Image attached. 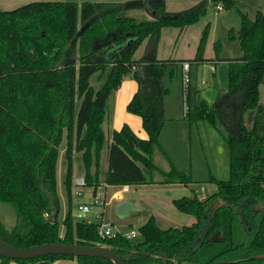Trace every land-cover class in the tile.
<instances>
[{
	"label": "trees",
	"instance_id": "obj_1",
	"mask_svg": "<svg viewBox=\"0 0 264 264\" xmlns=\"http://www.w3.org/2000/svg\"><path fill=\"white\" fill-rule=\"evenodd\" d=\"M211 2L226 8L236 0H203L196 6L170 13L165 0H152L151 17L138 18L131 9H143V0L77 3L38 0L13 10L0 8V201L14 206L18 219L8 228L0 220V239L15 247L62 242L106 245L125 264H264V11L254 18L240 11L241 26L230 29L243 54L230 59L227 97L220 92L211 106L197 85L191 62L186 93L190 123L210 120L230 150V176L217 179L218 190L202 200L197 195L173 200L178 210L196 221L182 227L161 228L151 216L140 228L143 239L134 243L120 233L102 238L96 222L75 220L71 204L63 219L57 191L60 145L66 140L65 186L73 197L74 154L81 153L88 184L100 181L102 150L108 142L103 128L109 96L123 77L133 72L138 89L127 105L137 114L148 137H139L127 123L114 130L108 143L104 182L137 185L148 182L143 165L153 174L154 160L166 149L160 135L166 122V78L181 71L186 59H157L161 30L185 28L203 16ZM209 24L192 61L202 62ZM148 40L152 59H136L135 51ZM219 46V43H216ZM191 61V60H188ZM143 66L142 74L137 69ZM106 75L96 89L90 78ZM80 101L78 107L77 103ZM255 110L253 124L245 114ZM161 170V184H188L190 174ZM94 168V174L92 169ZM78 264H115L105 256L49 254L10 258L0 264H52L56 259Z\"/></svg>",
	"mask_w": 264,
	"mask_h": 264
},
{
	"label": "rangeland",
	"instance_id": "obj_2",
	"mask_svg": "<svg viewBox=\"0 0 264 264\" xmlns=\"http://www.w3.org/2000/svg\"><path fill=\"white\" fill-rule=\"evenodd\" d=\"M34 1L38 0H0V8L2 10H13ZM67 1H74L81 4L84 1L123 2L133 0ZM201 1L203 0H165V7L170 13L181 12L196 6ZM143 2L145 3L143 9H131L130 14L138 18H145L148 15L151 17L152 0H143ZM238 9L247 13L251 18H254L257 11H264V0H236L235 6L231 8L224 6L219 8L216 3L211 2L207 12L197 22L185 28L166 26L161 30L156 51L158 59L166 60L196 57L203 31L206 25L209 24L207 40L204 46V56L209 59L194 65V68L197 71L198 88L202 96L213 106L216 104L220 92L224 93L223 98L227 97L226 92L229 87V58H237L243 54L240 41L229 37L230 29L238 30L241 26V16ZM149 11L150 13H148ZM182 29L185 30L181 33ZM147 42V39H144L135 51L134 57H142L144 55ZM217 42L219 43L218 47L216 46ZM215 66L217 69L216 74L213 72ZM105 77L106 75H103L102 78H99V74L96 73L90 78L91 84L98 89L105 80ZM166 86L168 87V92L165 95L167 105L165 106L166 126H164L166 132L164 135V145L166 147L164 145L163 147L166 149L174 166L191 175L192 182L183 184V186H175L172 189H170V186L159 183L160 180L164 179L161 170L168 171L171 168L170 160L161 153H157L154 157L159 169L153 174L143 165L148 182L129 186V190L123 191V197L121 199L112 198L105 208V218L115 231L117 229L123 232L130 230L136 231V236L130 239L134 243L140 242L143 239L139 228L151 216H155L159 226L164 229L171 226L182 227L193 224L196 221L195 216L178 210L171 201L172 198H180L183 196L193 197L197 195L200 199L204 200L218 190L217 183L210 179L212 176L221 180L228 179L230 176V150L226 139L219 130L220 125L216 127L208 119L200 120L198 123H190L184 116L183 94L185 92V86L181 71L171 77H167ZM136 87H138V83L133 76V72L127 73L123 77L119 87L110 94L106 110L109 111L110 108L112 109L111 101L114 100L113 94L116 90L122 89V91H130L133 94ZM259 91L261 103L264 105V84L260 85ZM128 103L121 106V109L124 111H120L119 114L126 112L128 115H131L130 117L132 119L129 120L130 123H132L131 120L136 121L134 117L139 119L140 125L134 126L133 128L135 131H139L138 128H141L140 134L143 136L147 132L141 123V117L128 111ZM77 105L79 107L80 101H78ZM254 112L255 110H249L245 114V124L248 127H251L253 124ZM111 133H113L112 130ZM65 151L66 140L64 138L60 145L57 162V191L61 200L59 214L61 233L64 231L62 222L70 204L72 217L75 220H79L77 203L79 200L87 199L91 190L90 187H86L84 197H81L74 193L75 187L73 185L72 190L74 194L70 202L64 181L66 173ZM107 161L108 157L105 151L103 162L100 165L99 178L101 180H103L107 170ZM84 175L85 166L81 158V153H75L73 177ZM119 187L110 188V192L113 193ZM124 201H130L136 204L137 208L130 209L126 216L120 217L117 213V208ZM4 216L9 224L14 222L13 217Z\"/></svg>",
	"mask_w": 264,
	"mask_h": 264
},
{
	"label": "built area",
	"instance_id": "obj_3",
	"mask_svg": "<svg viewBox=\"0 0 264 264\" xmlns=\"http://www.w3.org/2000/svg\"><path fill=\"white\" fill-rule=\"evenodd\" d=\"M218 7L221 8V6ZM190 66L191 61L188 60L184 61L181 65L185 93H187L188 84L190 82ZM73 185L75 187L74 193L81 197H84L86 187H90L91 189L88 198L79 200L77 203V215L80 221L86 223L96 222L98 224V234L102 238L112 237L116 233H120L128 239H132L136 236L135 230L123 232L117 229L115 231L105 218V208L110 200H112V198L121 199L123 197V191L129 190V185H122L111 193L110 188H115L117 186L109 185L104 181H99L97 184L94 182L88 184L85 175L75 177Z\"/></svg>",
	"mask_w": 264,
	"mask_h": 264
},
{
	"label": "water",
	"instance_id": "obj_4",
	"mask_svg": "<svg viewBox=\"0 0 264 264\" xmlns=\"http://www.w3.org/2000/svg\"><path fill=\"white\" fill-rule=\"evenodd\" d=\"M137 208V205L130 202H122L117 213L120 217L128 214L130 209ZM14 218V222L9 224L5 216ZM18 219V213L14 206L0 201V220L8 227L14 226ZM0 254L10 258H31L49 254H69V255H86V256H105L114 261L115 264H125L124 259L113 248L106 245H80L68 244L62 242L43 243L26 248L15 247L0 239Z\"/></svg>",
	"mask_w": 264,
	"mask_h": 264
},
{
	"label": "crops",
	"instance_id": "obj_5",
	"mask_svg": "<svg viewBox=\"0 0 264 264\" xmlns=\"http://www.w3.org/2000/svg\"><path fill=\"white\" fill-rule=\"evenodd\" d=\"M123 2H128V1H123ZM148 13H150V11ZM148 17H150V15H148ZM183 30H185V29H182L181 30V33H182ZM135 58L136 59H141V58H143V59H152L153 58V53L150 50H148V42L146 43V46H145L144 55L142 57H135ZM194 58L195 57H183V58H179V59H186V61L187 60H191L192 64H199L200 62L192 61V59H194ZM204 58L205 59H209L206 56H204ZM237 58H239V57H237ZM210 59H212V58H210ZM229 59H235V58H229ZM137 69L142 74L143 79L145 81V77L143 75V66H141V65L139 66L138 65ZM213 72L216 74V72H217L216 66L213 68ZM181 76H182V68H181ZM100 81H102V80H100ZM137 89H138V87H136L135 92L137 91ZM135 92H133V94H131L130 91L129 92H126V91H122V89H119V90H116L114 92V94H113L114 95L113 96V99L114 100H112V97H111V100H112L111 101V107H112V109L110 108V110L107 111L106 118H105L104 123H103V128H104V131H105V134H106V138L108 139V142L105 144V146H104V148L102 150L101 164L103 162V156H104L105 151L107 152V157H108V145H109L108 143L111 141V138H112L111 130H112V132L114 130H119L123 126L124 123H128L131 126L132 129H134L133 128L134 126L140 125V121L136 117H134L136 119V121L131 120L132 123H130L129 120L132 119V117H130L131 115H128L126 112H122V114H119L120 111H124V110L121 109V106L123 104L128 103L131 100V98L133 97V95H134ZM183 97H184V107H185L184 116H185V113L187 111L186 93L185 92L183 94ZM166 105L167 104H166V100H165V106ZM211 106H213V105H211ZM165 110H166V108H165ZM141 121H142V119H141ZM165 126H164V128H163V130L161 132V135H160V140L162 142V145H164V135H165V132H166L165 131L166 130L165 129ZM138 129H139V131H135V129H134V132L138 136H140L142 138H147L148 137V134L147 133L145 135L143 134V136H141V134H140L141 133V128H138ZM107 163H108V161H107ZM92 171L94 172V168L92 169ZM104 177H103V180H101L100 178L99 179L101 181H104ZM129 186H131V185H129ZM165 186H170L171 187L170 189H172L175 186H183V184H179V183H177V184H168V185L165 184ZM174 199H176V198H172L171 201L173 202ZM52 264H78V263L75 260H73V259L60 258V259H56Z\"/></svg>",
	"mask_w": 264,
	"mask_h": 264
}]
</instances>
